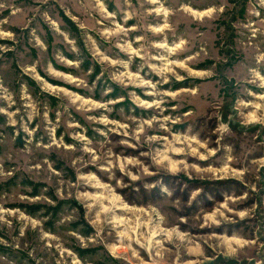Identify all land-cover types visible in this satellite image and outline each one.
Here are the masks:
<instances>
[{"label": "rangeland", "instance_id": "obj_1", "mask_svg": "<svg viewBox=\"0 0 264 264\" xmlns=\"http://www.w3.org/2000/svg\"><path fill=\"white\" fill-rule=\"evenodd\" d=\"M264 0H0V264H264Z\"/></svg>", "mask_w": 264, "mask_h": 264}, {"label": "bare ground", "instance_id": "obj_2", "mask_svg": "<svg viewBox=\"0 0 264 264\" xmlns=\"http://www.w3.org/2000/svg\"><path fill=\"white\" fill-rule=\"evenodd\" d=\"M261 96H264V94H263V95H261Z\"/></svg>", "mask_w": 264, "mask_h": 264}]
</instances>
